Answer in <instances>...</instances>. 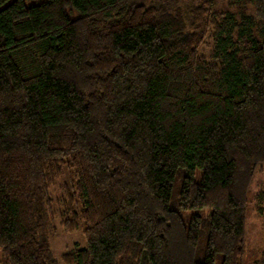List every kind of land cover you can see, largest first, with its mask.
Listing matches in <instances>:
<instances>
[{
    "label": "trees",
    "instance_id": "16d2710c",
    "mask_svg": "<svg viewBox=\"0 0 264 264\" xmlns=\"http://www.w3.org/2000/svg\"><path fill=\"white\" fill-rule=\"evenodd\" d=\"M248 2L0 0L2 264H243L264 170V0ZM55 219L86 241L60 260Z\"/></svg>",
    "mask_w": 264,
    "mask_h": 264
},
{
    "label": "rangeland",
    "instance_id": "374dc122",
    "mask_svg": "<svg viewBox=\"0 0 264 264\" xmlns=\"http://www.w3.org/2000/svg\"><path fill=\"white\" fill-rule=\"evenodd\" d=\"M26 5L43 3L47 0H23ZM207 0H180L183 7L194 6L203 3ZM213 8L223 12H231L240 17V14L253 13V6L248 0H210ZM212 48V41L207 42L200 48L201 51L208 54ZM201 170L195 172V179H199ZM69 183V175L67 171L63 177L58 179L52 188V194L56 198L62 194L63 187ZM264 189V170L256 172L249 192V206L247 212V227H246V247L243 264H253L256 257L260 256L264 251V210L260 212L255 195L259 190ZM264 204V203H263ZM198 212H203L198 210ZM54 228L47 233L51 243L53 256L60 260L62 253L75 246L82 247L86 244L82 227L73 232H67L58 223V219L52 221ZM0 260L3 257L0 253ZM0 261V264H2Z\"/></svg>",
    "mask_w": 264,
    "mask_h": 264
}]
</instances>
